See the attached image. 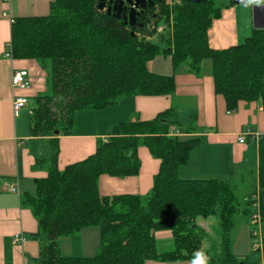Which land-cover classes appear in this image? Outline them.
<instances>
[{"label": "trees", "instance_id": "1", "mask_svg": "<svg viewBox=\"0 0 264 264\" xmlns=\"http://www.w3.org/2000/svg\"><path fill=\"white\" fill-rule=\"evenodd\" d=\"M217 0L192 4L162 0L139 15L140 29L98 8V0H52L45 16L15 18L10 27V53L14 60H32L46 71L51 94L35 97L29 116L32 138H46L49 167L36 179L34 195L22 204L37 223L35 239L46 243L34 264H145L176 262L209 255L202 246L197 218L217 216L220 255L209 264H259L232 252L230 232L240 214L239 199L226 181L185 180L179 170L199 144L198 137H171L173 109L149 121H128L112 128L107 142L96 145L94 155L59 171L58 137L73 132L75 113L102 110L129 96H172L175 73L182 66L199 71L209 61L214 93L225 102L227 113L237 104L257 102L264 110V28L254 29L246 40L223 50L211 49L207 31L220 16ZM161 34H156L158 27ZM156 39V40H154ZM170 57L174 75H155L148 63ZM194 117L184 127L192 134ZM58 132V135L53 133ZM145 147L159 160V171L146 196H101L98 180L134 177L139 173L137 149ZM257 191L263 222L264 264V136L258 142ZM250 202L244 211L250 213ZM250 214H248L249 216ZM97 227L101 243L91 258H65L60 240L83 228ZM170 231L174 249L159 252L154 234Z\"/></svg>", "mask_w": 264, "mask_h": 264}, {"label": "crops", "instance_id": "2", "mask_svg": "<svg viewBox=\"0 0 264 264\" xmlns=\"http://www.w3.org/2000/svg\"><path fill=\"white\" fill-rule=\"evenodd\" d=\"M52 0H0V264H34L46 243L35 239L37 223L31 211L22 204L24 195H34L36 179L45 178L49 167V149L46 138L34 139L26 127L25 109L18 116L13 113V99L28 100L46 90L47 73L40 64L32 60L6 58L10 44L11 21L15 18L45 16ZM173 0H166L168 4ZM218 1V0H217ZM223 1V0H222ZM224 0L220 16L213 20L208 31L211 49L223 50L242 44L254 29L264 28V0ZM155 75H174L170 57L157 56L148 63ZM209 66L202 64L199 71L188 66L180 67L175 73L176 89L172 96L141 97L129 96L102 110H83L75 113L73 132L58 137L59 171L70 164L94 155L99 142H107L111 130L119 123L149 121L167 109H173V121L181 128L171 127L177 138L198 137L199 144L189 155L179 175L185 180L226 181L234 192L242 188L240 216H245L249 199L257 189L258 142L264 136V110L257 102H239L237 109L227 113L224 99L214 93ZM27 72V87L14 88L11 83L13 71ZM178 103V104H177ZM32 110V109H31ZM28 110V115L30 116ZM194 117L196 131L186 134L184 127ZM29 128V119H28ZM250 135L245 142H238L243 131ZM258 134L259 137L255 138ZM139 173L134 177L114 178L103 175L98 180L101 196L139 195L146 196L159 171V160L153 158L147 148L137 149ZM255 169L256 178L247 185L242 179L247 168ZM252 173V170L250 171ZM15 190L14 192L12 191ZM249 191V193H248ZM254 191V192H253ZM253 192V193H252ZM236 195V194H235ZM237 197V196H236ZM247 211V218H249ZM233 230V229H232ZM205 232V230H203ZM230 232L233 254L239 259L254 262L250 253V231ZM16 235L22 240L14 241ZM156 245L172 242L170 231L154 234ZM100 230L97 227L83 228L77 234L60 240V253L65 258H91L99 250ZM170 245V244H169ZM203 249H207L203 246ZM167 250H160L165 252ZM209 264L210 254L207 256ZM216 257V256H213ZM217 258V257H216ZM195 260L176 262L147 261L145 264H200Z\"/></svg>", "mask_w": 264, "mask_h": 264}, {"label": "rangeland", "instance_id": "3", "mask_svg": "<svg viewBox=\"0 0 264 264\" xmlns=\"http://www.w3.org/2000/svg\"><path fill=\"white\" fill-rule=\"evenodd\" d=\"M174 1V0H173ZM170 2L169 5L172 4V2ZM218 3L221 6V8H224L227 6V4L224 2V0H218ZM157 8H155V12L158 13V10H156ZM156 36V35H155ZM153 38V37H152ZM154 39V38H153ZM156 40V39H154ZM204 65H207L209 66V61H205L203 62ZM209 68V67H208ZM46 90L42 93H40V95H49L51 94V90H50V86L48 83H46ZM178 104V103H177ZM36 103H35V99L34 98H31L29 99V103L27 104L26 108L25 109V113H24V117H25V120H26V127H27V130H29L28 128V119H29V115H28V110H31L33 108H36ZM252 170V173L250 172ZM255 170V169H254ZM251 168H247L246 172L243 174V180L245 181V183L247 185L250 184V180H251V175H252V178H256V175H255V171ZM257 174V173H256ZM242 188L241 189H237V191H235V194L237 196V198H241L242 196ZM254 192V191H253ZM252 192V193H253ZM249 193V191H248ZM242 201H239V207L242 206ZM234 228L232 231H234V229L236 231H243V230H246V231H250V221H249V218L247 217H243V216H240L239 214L235 215L234 217ZM195 225L197 226L198 228V232H201L203 233V238H202V246H205V248L207 249V253H209L212 257L213 256H216V257H219L220 255V228H219V219L218 217L215 215V216H211V217H208V218H197L196 221H195ZM205 230V232L203 231ZM247 232V234H248ZM249 235V241H250V245H249V248L251 247V244L253 243H257L258 242V238H252L251 234H248ZM172 237V236H171ZM170 244V245H169ZM169 244H165V243H158L157 245V250L160 252V250H167V252L169 251H172L174 249V245H173V241L172 242H169ZM251 255L253 257H255V259L257 258L256 255L253 254L252 251H250ZM258 259V258H257Z\"/></svg>", "mask_w": 264, "mask_h": 264}, {"label": "built area", "instance_id": "4", "mask_svg": "<svg viewBox=\"0 0 264 264\" xmlns=\"http://www.w3.org/2000/svg\"><path fill=\"white\" fill-rule=\"evenodd\" d=\"M242 2H248L251 0H240ZM12 22V21H11ZM164 28L163 27H158L156 34H161L163 33ZM10 44L7 45V52L5 53L6 58H12L11 53H10ZM27 72L24 70H15L13 71L12 77H11V83L14 88H19V89H24L27 87ZM28 104V100L24 97H15L13 99V113L15 116H18L21 110L25 109ZM32 110L29 111V114H31ZM174 133H177V131H174V129L169 130L168 135L173 137L175 136ZM249 130L243 131L241 134L240 138L238 139V142L242 144V142H245V137L250 135ZM255 135V134H254ZM259 137L258 134L255 135V138ZM14 192L15 190L12 189ZM257 191V190H256ZM256 191L254 193H256ZM252 194L251 198L249 199L250 203V215H249V221H250V234L252 238H258L257 243L251 244L250 251L253 252L254 255L257 256L259 259V264H263V222L261 213H260V206H259V197L258 194ZM22 240L21 235H16L15 236V243L19 242Z\"/></svg>", "mask_w": 264, "mask_h": 264}, {"label": "water", "instance_id": "5", "mask_svg": "<svg viewBox=\"0 0 264 264\" xmlns=\"http://www.w3.org/2000/svg\"><path fill=\"white\" fill-rule=\"evenodd\" d=\"M192 4H200L206 2V0H183ZM108 2V6L106 3ZM243 3L242 1H239ZM151 1L147 0H98V8L100 10L106 9L107 14H112L118 20H122L123 24L130 25L140 29L141 24L137 22V18L142 14L148 6H152ZM58 135L56 131L53 133Z\"/></svg>", "mask_w": 264, "mask_h": 264}, {"label": "flooded vegetation", "instance_id": "6", "mask_svg": "<svg viewBox=\"0 0 264 264\" xmlns=\"http://www.w3.org/2000/svg\"><path fill=\"white\" fill-rule=\"evenodd\" d=\"M147 1H151L153 5H152V6H148L147 9H146L144 12H146L147 10H149V9L152 8V7H153V8L158 7V5L161 3L162 0H147ZM108 5H109V4H108V2H107V3H106V6H108ZM144 12H143V13H144Z\"/></svg>", "mask_w": 264, "mask_h": 264}, {"label": "clouds", "instance_id": "7", "mask_svg": "<svg viewBox=\"0 0 264 264\" xmlns=\"http://www.w3.org/2000/svg\"><path fill=\"white\" fill-rule=\"evenodd\" d=\"M200 264H207V258L201 255V262Z\"/></svg>", "mask_w": 264, "mask_h": 264}]
</instances>
